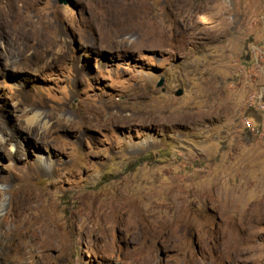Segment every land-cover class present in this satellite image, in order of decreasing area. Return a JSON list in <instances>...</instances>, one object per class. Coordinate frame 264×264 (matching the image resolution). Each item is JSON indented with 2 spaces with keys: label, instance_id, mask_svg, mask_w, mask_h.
<instances>
[{
  "label": "rangeland",
  "instance_id": "1",
  "mask_svg": "<svg viewBox=\"0 0 264 264\" xmlns=\"http://www.w3.org/2000/svg\"><path fill=\"white\" fill-rule=\"evenodd\" d=\"M10 205L47 264H264V0H0Z\"/></svg>",
  "mask_w": 264,
  "mask_h": 264
},
{
  "label": "bare ground",
  "instance_id": "2",
  "mask_svg": "<svg viewBox=\"0 0 264 264\" xmlns=\"http://www.w3.org/2000/svg\"><path fill=\"white\" fill-rule=\"evenodd\" d=\"M4 1L5 3L8 2V0ZM185 117L186 116H181L180 119H186ZM14 200H16V198H14ZM20 202L21 200L15 203ZM228 208L230 207L228 206ZM256 210L257 216H264L263 209ZM21 212V209L17 205L13 207L12 205H10L7 209H5L4 214L0 215V229L5 236V240L0 245V260H2L4 264H47L45 262L46 257H44V252H39V250H45V245L41 241L39 243L40 245H38L36 243L37 240L34 239V235L35 233L40 235L41 230H48V228L46 229L45 227H43L44 225L41 222H37L31 217H27L22 225L16 226L15 224H13L12 217L21 215ZM252 216L253 214L248 213L247 220H252ZM235 230L236 226L235 228H232V232L234 234ZM14 236H17L19 238V241ZM11 237L14 240V244L8 247L7 244L9 242V238ZM24 237L28 238L29 243L24 242ZM48 237H52L53 239V233L50 232L48 234Z\"/></svg>",
  "mask_w": 264,
  "mask_h": 264
},
{
  "label": "water",
  "instance_id": "3",
  "mask_svg": "<svg viewBox=\"0 0 264 264\" xmlns=\"http://www.w3.org/2000/svg\"><path fill=\"white\" fill-rule=\"evenodd\" d=\"M181 94V91H176V95H180Z\"/></svg>",
  "mask_w": 264,
  "mask_h": 264
}]
</instances>
